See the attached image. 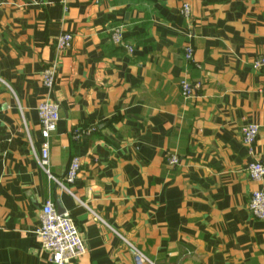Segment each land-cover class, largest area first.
<instances>
[{"label": "crops", "instance_id": "0c3cea01", "mask_svg": "<svg viewBox=\"0 0 264 264\" xmlns=\"http://www.w3.org/2000/svg\"><path fill=\"white\" fill-rule=\"evenodd\" d=\"M116 27L132 53L112 44ZM63 33L73 46L58 55ZM188 46L201 69L186 64ZM260 55L264 0H74L67 13L60 0H0V264H54L36 236L48 202L87 246L68 264H138L131 247L141 264H264V220L248 208L264 182L247 172L264 164ZM54 62L48 92L41 73ZM183 80L202 83L188 101ZM47 98L61 115L51 177L39 164ZM249 124L260 127L252 154ZM75 131L92 132L77 141Z\"/></svg>", "mask_w": 264, "mask_h": 264}, {"label": "built area", "instance_id": "2783aa9c", "mask_svg": "<svg viewBox=\"0 0 264 264\" xmlns=\"http://www.w3.org/2000/svg\"><path fill=\"white\" fill-rule=\"evenodd\" d=\"M74 0H60V4L67 13L70 5ZM180 13L185 18H190V6L184 4ZM111 42L115 47L121 46L132 53L133 48L124 42L123 28L116 27L111 30ZM73 46V35L71 33L61 34L57 41L55 51L58 55H62L69 51ZM184 60L187 65L201 69L200 65L195 61V51L192 46H188L184 51ZM254 67L257 69L264 67V55L257 56L254 60ZM59 64L54 62L50 64L41 73L42 86L48 92H52L55 88L58 75ZM181 95L184 100L188 101L195 97L197 92L202 89V83L193 84L188 80L180 83ZM264 93V89L262 91ZM38 118L41 127V136L43 145L41 156L39 159L40 167L50 175L48 170L50 159V138L57 131L58 123L61 119L60 105L57 101L50 98L41 102L38 107ZM260 127L257 124H249L241 131L242 141L247 147L250 154L253 153L254 146L259 136ZM92 131H75L74 139L80 140L84 135ZM166 163L169 168H176L181 164L179 157L175 154H169L166 157ZM81 172V161L74 158L68 168L64 182L66 185H74ZM250 179L256 183L264 182V164L259 161L251 163L247 167ZM65 190L67 188L61 184ZM249 211L257 220H264V191H255L252 194ZM40 227L36 231V236L42 248L50 253L54 264H68L69 262L79 259L87 254V246L75 223L68 213L59 214L52 203H46L40 213ZM131 252L135 256L138 264L146 262V258L136 249L131 247Z\"/></svg>", "mask_w": 264, "mask_h": 264}, {"label": "water", "instance_id": "95a60500", "mask_svg": "<svg viewBox=\"0 0 264 264\" xmlns=\"http://www.w3.org/2000/svg\"><path fill=\"white\" fill-rule=\"evenodd\" d=\"M58 213H59V214H63V213H64V211H63V210H61V209H59Z\"/></svg>", "mask_w": 264, "mask_h": 264}, {"label": "trees", "instance_id": "16d2710c", "mask_svg": "<svg viewBox=\"0 0 264 264\" xmlns=\"http://www.w3.org/2000/svg\"><path fill=\"white\" fill-rule=\"evenodd\" d=\"M117 49H119L118 47H116Z\"/></svg>", "mask_w": 264, "mask_h": 264}]
</instances>
